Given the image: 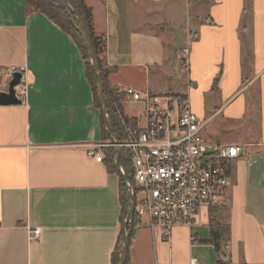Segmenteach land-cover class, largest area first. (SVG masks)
Instances as JSON below:
<instances>
[{
  "label": "crops",
  "instance_id": "0c3cea01",
  "mask_svg": "<svg viewBox=\"0 0 264 264\" xmlns=\"http://www.w3.org/2000/svg\"><path fill=\"white\" fill-rule=\"evenodd\" d=\"M84 1L106 39L111 86L176 89L207 140L244 146L230 185L191 226L164 239L140 218L130 264H264V0ZM14 68L27 93L0 104V264H112L125 221L120 176L87 153L102 143V114L83 54L25 0H0L2 89ZM122 106L145 126L142 101L126 96ZM212 220L225 230L221 254L208 242ZM35 227L42 235L32 242Z\"/></svg>",
  "mask_w": 264,
  "mask_h": 264
},
{
  "label": "built area",
  "instance_id": "2783aa9c",
  "mask_svg": "<svg viewBox=\"0 0 264 264\" xmlns=\"http://www.w3.org/2000/svg\"><path fill=\"white\" fill-rule=\"evenodd\" d=\"M188 54L189 48H183L185 65ZM16 91L21 99L26 96L21 83ZM115 92L144 104L145 126L136 134L129 130L128 139L119 145L132 153L134 184L138 189L135 211L167 239L174 228L191 226L201 209L218 202L230 185L226 165L240 157L244 146L207 140L202 134L205 122L192 111L187 99L162 104V97L148 90L115 87ZM109 145H86L88 156L103 161V147ZM41 235L42 229L35 227L30 230L29 239L33 242ZM190 264H199L197 258L191 257Z\"/></svg>",
  "mask_w": 264,
  "mask_h": 264
},
{
  "label": "trees",
  "instance_id": "16d2710c",
  "mask_svg": "<svg viewBox=\"0 0 264 264\" xmlns=\"http://www.w3.org/2000/svg\"><path fill=\"white\" fill-rule=\"evenodd\" d=\"M25 1L28 8H32L43 12L50 20H52L54 23L60 26L63 31L68 33L77 43L86 62L87 75L94 91L96 105L100 108L98 80L90 60L89 49L86 40L84 38L83 32L80 28V24L76 16L65 7V5L62 3L61 0H25ZM69 1L84 20L92 40L93 48L96 53L97 63L100 67L101 75L104 81L105 106L108 113L110 128L116 140L119 143L124 142L129 137V133H128L129 130H131L134 134H136L140 129L137 127L136 119L129 118L123 113L122 103L126 96L124 94L116 93L115 87L111 86L108 81V73L109 71H113L114 68L108 69L105 68L103 65V56L106 51V39L103 35L98 34L95 31L94 22H93V13L91 7H89L84 0H69ZM215 84L216 82L214 83V85ZM185 98L186 95H181L180 101H182ZM102 142L110 143V137L105 128L103 118H102ZM103 150L105 152V158L103 161L106 162L108 169L111 170L112 172H117L120 176V203L122 207V219L125 220L131 207V201H132L131 194L129 192L127 184L123 180L116 166L117 151L115 147L110 145L103 147ZM120 162L126 176L133 183H135L134 167L132 163V153L129 148L121 147ZM229 166H230L229 164L226 165L228 172H229ZM136 190H137L136 192H138V189ZM139 221H141L140 217L135 211L133 222L131 226L128 227V230L130 229L129 247L131 240L133 238V233H134L133 228L134 226L137 225ZM210 223H211V237L208 240V242L213 244L217 252L221 254L223 249V246L221 244V238L223 235V231L225 230L223 229L222 226L218 224L214 225L213 220ZM121 251H122V235L120 236L116 249L113 253L112 264H120ZM125 264H130L129 250ZM216 264H232V263L220 257L217 260Z\"/></svg>",
  "mask_w": 264,
  "mask_h": 264
},
{
  "label": "water",
  "instance_id": "95a60500",
  "mask_svg": "<svg viewBox=\"0 0 264 264\" xmlns=\"http://www.w3.org/2000/svg\"><path fill=\"white\" fill-rule=\"evenodd\" d=\"M61 1L65 5V7L76 16V18L80 24V28L83 32L84 38L86 40V43H87V46L89 49L90 60H91L92 66L94 68L95 75L97 77L98 84H99V103H100L103 122H104L105 128L108 132V135L110 137V144L112 146H114L116 151H117L116 166H117L123 180L127 184V187H128L129 192L131 194V199H132L131 207H130L128 215L124 221V227H123L124 229H123V235H122V251H121V255H120V264H125L127 257H128V250H129L130 229L128 230V227L131 226L133 219H134V215H135V207H136V201H137L136 188H135V184L126 176V174H125V172L121 166V162H120L121 147L119 145V142L114 137L112 130L110 128L108 113H107L106 106H105L104 81H103V78L101 75L100 67L97 63L96 53H95V50L93 48V44H92L90 34L88 32V28H87L84 20L82 19L81 15L73 7V5L70 3V1L69 0H61ZM2 80H3V77H2V75H0V104L9 105V104L21 103L22 99L18 96L17 91H16V87L21 83L22 72L17 70L12 74L11 79L8 81L6 89L1 88Z\"/></svg>",
  "mask_w": 264,
  "mask_h": 264
},
{
  "label": "rangeland",
  "instance_id": "374dc122",
  "mask_svg": "<svg viewBox=\"0 0 264 264\" xmlns=\"http://www.w3.org/2000/svg\"><path fill=\"white\" fill-rule=\"evenodd\" d=\"M163 86L161 87H158L157 89L159 90H165V88H162ZM181 91V90H179ZM178 91L176 89H171V90H168V91H165L163 93H160V95L163 97V99L160 101L162 104H164L166 101H170V102H175V101H179V102H182L180 101V98H181V95L179 93H177ZM131 111L133 110V108L130 109ZM110 144V143H109ZM111 145V144H110ZM109 145V146H110ZM227 208H228V205H226V207H224V210H223V214L224 216L226 215L227 213ZM213 217H217L218 215L217 214H213L212 215ZM126 219V218H125ZM225 225V224H223Z\"/></svg>",
  "mask_w": 264,
  "mask_h": 264
}]
</instances>
